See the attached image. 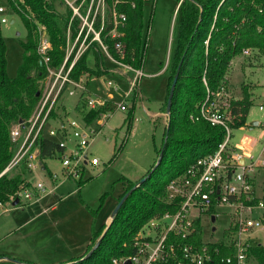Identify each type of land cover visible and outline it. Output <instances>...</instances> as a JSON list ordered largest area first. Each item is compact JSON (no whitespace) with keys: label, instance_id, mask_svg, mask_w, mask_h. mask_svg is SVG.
Instances as JSON below:
<instances>
[{"label":"trees","instance_id":"1","mask_svg":"<svg viewBox=\"0 0 264 264\" xmlns=\"http://www.w3.org/2000/svg\"><path fill=\"white\" fill-rule=\"evenodd\" d=\"M5 1L25 27L26 36L25 40L20 41L21 56L16 74L8 77L5 70V46L0 35V205L17 199L19 191L32 189L31 182L27 180L30 169L25 161L21 160L15 167L4 171L19 144L10 139L9 132L18 121L25 122L34 113L44 88L47 68L38 52L39 30L45 29L51 42V49L47 51L48 64L58 69L65 56L66 25L71 13L68 9L64 13L56 11L54 3H60L59 0ZM107 2L110 6L114 2L115 10L125 13L127 18L121 28L124 34L120 38L124 43V61L142 68L146 49V37L143 36V8L146 0ZM175 2L178 3L177 28L174 46L166 65V68L169 67L168 82L162 107L165 112L170 86L176 74L177 80L171 108L167 113L162 144L158 150V156L161 151L162 156L158 164L155 165L156 160L140 179L126 181L117 203L131 190L130 194L108 226L103 224L96 229L92 225L85 252L61 264H111L112 258L132 252V241L139 228L153 215L173 208V203L164 200L168 183L182 176L197 159L214 152L224 138L223 128L191 117L198 112V106L207 94L206 87L214 90L222 81L227 80L226 74L232 59L243 50H255L258 54H264V0ZM84 74L87 77L103 74L97 58L94 66H89L87 55L84 54L70 72L74 79ZM135 99L134 96L124 119L127 132L134 119ZM251 104L250 93L244 87L242 98L233 103L232 112L238 115V121L233 127L245 124ZM82 107L84 108L83 103ZM102 111L103 108L82 111L83 119L86 123H91ZM53 112L54 110L50 112V116ZM34 147L38 150L40 163L59 157L64 151L60 142L43 135L37 138ZM76 181L81 186L86 179ZM260 192V199L264 201V181ZM90 212L95 217L97 209H90ZM209 212L214 214L215 209L211 208ZM196 228L195 239L201 242L202 227L199 220L196 221ZM103 232L97 247L88 254ZM209 246L212 250L214 248L209 264H218L220 256L232 251L231 246L227 247L223 242H210ZM215 248L218 252H215ZM252 262L264 264L263 244L255 243L248 247L246 264ZM0 264L39 263L0 254Z\"/></svg>","mask_w":264,"mask_h":264},{"label":"built area","instance_id":"2","mask_svg":"<svg viewBox=\"0 0 264 264\" xmlns=\"http://www.w3.org/2000/svg\"><path fill=\"white\" fill-rule=\"evenodd\" d=\"M59 1L71 12L66 25L65 56L58 69L49 66L47 51L51 49V42L46 30L40 29L38 52L47 68L44 88L31 117L14 125L9 132L10 139L19 144L4 171L15 167L21 160L30 170L36 168L39 163L38 150L34 147L37 138L40 135L52 138L56 132H60L64 140L68 136L74 140V147L69 152L62 143L65 141H58L64 147L58 157L63 178L76 179L85 165L98 163L97 158L88 157L87 149L110 117L111 107L109 98L84 94L87 75L72 78L70 72L73 66L86 54L87 62L90 58L93 66L95 58L98 59L104 74L114 73V65L125 73H132L124 100L116 104V109L120 110L126 109V97L133 92L144 73L142 68L124 61V43L120 38L124 34L121 28L127 18L125 13L115 10L114 2L110 6L107 0ZM0 22H5V19L0 18ZM243 53H248V50H243ZM113 82L109 79L107 84L113 85ZM206 92L198 112L191 117L223 128V140L214 152L197 159L182 176L168 183L164 200L174 204L172 210L150 217L135 234L132 252L112 258L111 264H209L214 250L209 246L210 242H223L225 246H231V253L220 256L218 264H246L248 247L259 243V233L264 234V201L256 193L254 185L255 173L264 168V142L257 154L238 150L231 144L238 115L232 112L235 99L228 78L214 90L206 87ZM63 93L82 98L84 108L81 110L86 109L84 112L99 108H103V111L91 123H86L83 116L80 120L69 118L46 131L50 112ZM258 108L264 111V101ZM53 189L38 182L34 187L37 195L33 190L25 189L17 193V199L37 200L40 195ZM221 206L232 209L230 224L223 237L211 236L204 240L200 216L205 213L216 217L217 209ZM211 208L215 209L214 214L209 212ZM197 220L202 227L201 242L195 239ZM215 252H218L217 248Z\"/></svg>","mask_w":264,"mask_h":264},{"label":"rangeland","instance_id":"3","mask_svg":"<svg viewBox=\"0 0 264 264\" xmlns=\"http://www.w3.org/2000/svg\"><path fill=\"white\" fill-rule=\"evenodd\" d=\"M54 4L57 12H65V7L61 3L55 1ZM174 4L175 0H146L144 4L143 36L146 37L142 67L144 75L140 77L133 92L126 97L125 110L116 109V104L124 100L132 73H125L120 67L114 65V73L105 72L104 74L103 71L101 76L85 77L86 91L84 94L109 98L111 107L109 109L110 117L106 119L100 132L93 138L87 149L88 157L97 158L98 163L85 165L76 179H65L61 172L57 183L63 184V186L56 193L37 203L34 200L19 199L21 203H28L26 208H32L35 203L50 205L59 203L57 211L53 214L41 215L34 222L42 225L36 234L37 242L39 240L44 242L48 237L53 238V232L59 229L65 237L72 236V242L77 243L79 249H75L78 251L75 257L85 252L92 225L94 224V227L98 228L106 223V218L111 216L117 205V198L123 191L126 181L140 179L157 160L168 120L167 112L162 107L168 82L167 69L169 67L167 66L166 69L165 67L176 37L177 11L175 12ZM0 7L3 9L0 12V18L5 19V22H0V35L5 46V70L8 77H14L20 63V41L25 40L26 30L5 0H0ZM89 66H93L90 58ZM226 75L229 77V88L235 100H237L236 97L243 94L244 87L254 95L246 116L247 125L252 120L260 122L259 125H255L251 129L248 126L233 128L230 142L238 150L252 145V153L257 154L264 142V111L258 108V105L264 101V98L261 97L264 94V54H258L255 50H249L248 53L242 52L232 59ZM109 79L114 81L113 85L107 84ZM134 96L136 97L134 119L127 132L128 127L124 119L133 103ZM81 108L82 98L76 94L71 96L63 93L53 106L54 112L46 122L45 130L57 127L58 122L66 121L69 118L80 120L86 110L83 109L82 112ZM158 110L159 113L154 115ZM52 139L65 141L62 143L66 145L67 152L74 147V140L71 136L64 140L60 132H56ZM116 151L118 153L113 157ZM46 179L47 177H44V174H40V172L39 174L35 172L32 177L34 182L45 181V186L49 189ZM79 179H86V181L78 186L76 180ZM263 181L264 169H259L255 187L258 195L261 193ZM10 203L7 202L6 206L0 207V237L13 220L19 221L25 217V212H20V208L12 209L13 206H16H10ZM90 209H97L95 217L91 214ZM217 213L214 222H211V216L208 214L203 213L200 216L204 240L211 236L214 238L223 237L230 224L231 208L221 206L217 209ZM60 219L65 224L59 223ZM88 219L90 223H88ZM53 220L58 222L53 223ZM57 223L60 225L59 227L56 226ZM87 224H91L89 229ZM212 227H215L214 231H212ZM258 237V242L264 245V234L259 233ZM33 239L34 236L30 237V240L33 241Z\"/></svg>","mask_w":264,"mask_h":264},{"label":"crops","instance_id":"4","mask_svg":"<svg viewBox=\"0 0 264 264\" xmlns=\"http://www.w3.org/2000/svg\"><path fill=\"white\" fill-rule=\"evenodd\" d=\"M174 9H175V12L178 10V3L176 2L174 4ZM228 82H229V77H228ZM249 93L252 99L254 95L251 92ZM242 96L243 94L240 97H236V99L240 100ZM261 97L264 98V94H262ZM158 113H159V110L156 113H154V115ZM246 122L247 121L245 120V124L243 126L236 127V128H243L245 126H248V128L251 129L253 126L260 124L258 120H252L251 123L248 125ZM241 149H243L247 153L249 151L252 152V145H247V147H242ZM58 164H59L58 158L53 157V158L44 160L43 163L39 162L36 168L29 171V174L27 175V180L31 182V187H32L31 190L35 191L34 187L36 183L38 182H42L44 185H46L44 183L45 181L39 180L37 182H34L32 180V177L33 175H35V172L36 174H39V172L40 174L41 173L44 174V177H47L46 180L48 181L46 182L47 184H49V188L54 187L52 192L46 193L42 196L40 195V197L37 200H34V202L37 203L45 199L49 195L56 193L58 189L61 186H63V184L59 185L57 183V180L61 176V166L60 164L59 165ZM53 175H55V177H53ZM256 175L257 173H255V178H254L255 187L257 186L256 185ZM34 194L37 195V192H34ZM36 203L32 205V208L30 207L26 208V205L28 204L27 202L21 203L19 201V204H17L16 202L15 204L16 207H14L10 203V206H13L12 209L20 208L21 209L20 212H25V217H23L19 221L13 220L11 224L9 225L8 229H6L4 233L1 235L0 254L28 259L31 261H35L39 264H61V263L68 262L74 258L81 256L84 252L81 253L79 256L75 257V254H77L78 252V251H75V249L77 250V248L79 249V247L76 245L77 244L76 242H72L73 237L72 236L65 237V235H63L59 231V229L53 232V238L48 237L46 241L44 242L40 240L38 242L36 241V234L38 230L42 228V225L40 223H34V222L37 221L38 218L41 217V215L53 214L55 211H57V207L59 204L58 203V204L50 205L48 203L47 204L46 203L36 204ZM6 205L7 204L5 203V205H1L0 207L6 206ZM110 219H111V216H108L105 221L106 223L104 224H108L110 222ZM52 222L55 223L58 221L53 220ZM59 223L65 224V222L62 219L59 220ZM88 223H90L89 219H88ZM56 226L59 227L60 225H58L57 223ZM89 226H91V224L89 225L87 224L88 229H89ZM95 228L97 229V227ZM32 236H34L33 241L30 240V237Z\"/></svg>","mask_w":264,"mask_h":264},{"label":"water","instance_id":"5","mask_svg":"<svg viewBox=\"0 0 264 264\" xmlns=\"http://www.w3.org/2000/svg\"><path fill=\"white\" fill-rule=\"evenodd\" d=\"M176 80H177V74L175 75L173 81H172V84L170 86V90H169V93H168V97H167V103H166V112L168 113L170 111V108H171V102H172V96H173V92H174V88H175V83H176ZM18 123H21V121H18ZM163 149V148H162ZM162 156V151L160 152L158 158H157V161L155 163V165L158 164L160 158ZM144 179V178H143ZM142 179V180H143ZM140 180V181H142ZM131 190L128 191L126 194H124V196L119 200V202L117 203V205L115 206L112 214H111V218L116 214V212L118 211V209L120 208V206L122 205V203L125 201V199L128 197V195L130 194ZM17 202V199H14L11 204L12 205H15ZM111 220V219H110ZM211 221L214 222L215 221V217L212 216L211 217ZM110 223V222H109ZM109 223L107 224V226L109 225ZM106 230V228H105ZM212 230L214 231L215 230V227H212ZM104 232L102 233V235L100 236V238L98 239V241L96 242L95 246L88 252V254L92 253V251L97 247V245L99 244L100 242V239L101 237L103 236ZM214 241V240H213ZM87 254V255H88ZM86 255V256H87Z\"/></svg>","mask_w":264,"mask_h":264}]
</instances>
